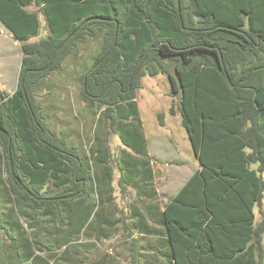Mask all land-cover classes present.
<instances>
[{"label":"trees","instance_id":"trees-1","mask_svg":"<svg viewBox=\"0 0 264 264\" xmlns=\"http://www.w3.org/2000/svg\"><path fill=\"white\" fill-rule=\"evenodd\" d=\"M40 14L48 35L29 42ZM0 21L23 54L17 89L0 90V264H71L101 186L113 190L99 135L73 144L39 98L69 58L98 130L136 154L119 158L122 177L148 179L129 185L153 180L142 79L165 75L177 98L170 113L200 169L166 204L161 249L150 250L166 248L169 264H264V0H0Z\"/></svg>","mask_w":264,"mask_h":264},{"label":"crops","instance_id":"crops-1","mask_svg":"<svg viewBox=\"0 0 264 264\" xmlns=\"http://www.w3.org/2000/svg\"><path fill=\"white\" fill-rule=\"evenodd\" d=\"M0 25V29H2L1 33L3 31L5 37L8 39L7 41L10 43L12 42V59H14L12 70L3 74L1 80L4 82V91L13 93L17 89L19 81L23 56L22 44L14 39L11 32L1 21ZM158 76L152 78L154 79ZM6 87L12 88V90L6 89ZM151 94L156 100L153 93ZM136 101L139 105L147 152L151 160L153 171V180L152 182L150 181L147 186L141 185L138 187L129 185L130 183L128 184L125 182V180L128 182L136 178L137 180L135 179V181L141 183L146 182L148 179L144 177L132 178L131 176H127L124 180L117 167V162L121 157L126 159L129 155L136 156V154L123 145L119 135L115 133L109 134L105 127H100L98 130L96 126L97 116L95 117V114L90 112L85 102L82 101L87 110V115L92 118H90L91 121L88 128L86 130H84L83 127L80 128V126L73 129L65 127L59 128V132H63L73 144L78 146L88 143L89 139L94 140L97 133L101 140V143L97 144L100 145L102 149L103 146L108 149L110 156L108 165L112 168L113 175L111 182L113 190L110 189L109 185L106 187L101 186V204L98 205V196L96 195L97 206L89 220L86 233L81 234L80 238L74 240L72 244L74 251L72 252L71 264H117L118 262H128V258L132 260L131 262L133 264V256L136 257L137 264H169V261L162 255L166 253V248H164L165 252L161 253L159 251L158 253L151 251L150 247L161 249L160 245L164 237L158 232L164 230L162 213L165 210L166 204L178 194L191 176L200 169V164L194 154L190 140L189 146L185 143L183 145L176 136L177 134H174V132H177V128L168 123L167 117L164 119V125H161L158 121L155 123L156 128L154 130V135L156 134V136L149 141L150 139L142 113V103H140L137 97ZM157 110L158 109H156V113H154V117L157 114ZM171 117L179 119L180 114H171ZM49 120L52 126H54L52 120L50 118ZM91 123L92 125L90 126ZM111 135H114V140L118 141V154H114V150L110 148ZM84 138H86L85 141ZM106 139L107 142H104L103 140ZM89 144L92 145L91 142ZM181 144L182 147L186 149H180L178 146ZM161 148L165 151L166 148H170V150L166 151L167 154H163ZM176 150L178 152L187 150L188 155L183 156L184 158H179L177 156V158L174 159ZM177 159L183 160L177 162ZM188 165L191 166L189 170ZM151 230L153 232H150ZM7 242L9 243V241ZM8 245H6V247ZM112 246L116 247L117 251L113 250L112 252H108V249H102V247L107 248ZM81 247L84 248L81 249ZM84 249L86 253H89L90 258H88V260H85L83 257ZM64 264H68V262H64Z\"/></svg>","mask_w":264,"mask_h":264},{"label":"rangeland","instance_id":"rangeland-1","mask_svg":"<svg viewBox=\"0 0 264 264\" xmlns=\"http://www.w3.org/2000/svg\"><path fill=\"white\" fill-rule=\"evenodd\" d=\"M29 11L34 12L35 8L30 7ZM41 29L40 33L37 37L32 38L29 42H37L42 40L43 38L47 37L48 35V29L46 25V21L44 19V16L42 14L39 15ZM1 28V25H0ZM0 29V90H4L3 81L1 80V76L8 72L9 70H12L14 65V59H12V42H8L7 38L4 35V32L1 33ZM96 50V45L94 44L91 46L89 50L90 52H94ZM88 57V55H87ZM86 54L82 55L81 58H87ZM74 59L69 58L66 61V66L64 72H54L51 75H49L45 79V84L43 85V90L39 96L41 102L43 103V108L45 109V113L48 114L49 118L52 120L53 128L59 132V128H77L78 126L83 127L84 130H86L90 123V116L87 115V110L84 107V104L81 101L80 98V89L82 87V83L79 78H77V69L78 66L74 64ZM82 60V59H81ZM75 73V74H74ZM142 86L143 88L138 90L136 93L137 99L142 103V113L143 118L145 121L149 141L151 139H154L156 134L154 135V130L156 128L155 123L157 121L160 123L158 119L159 114L164 115L168 118V123L170 125H173L177 128V132H174V134H177L176 136L181 141V143L184 145L187 144L189 146V139L187 137V132L185 128L182 126L181 123V117L179 119L175 117H171L170 114V108L174 105V108L177 105V98H173L170 95V84L165 75L160 74L157 78L152 77H144L142 79ZM6 89L12 90V88L6 87ZM156 98V100L152 97V94ZM145 98V99H144ZM157 110V114L154 117V113ZM92 119V118H91ZM161 124V123H160ZM92 123L90 124V126ZM153 132V133H152ZM156 132V131H155ZM152 136H151V134ZM170 135V133H169ZM186 138V142H185ZM86 138H84V141ZM163 140V139H160ZM110 144L112 150H114V154H118V141L114 140V135L110 136ZM182 144L178 147H182ZM170 147V146H169ZM171 148V147H170ZM170 148H166V151H169ZM163 154H167V152L163 149ZM186 149V148H185ZM165 151V152H164ZM175 158L177 156L179 158H184L183 156L188 155L187 150L177 151L175 153ZM183 159H177V162H180ZM192 162V161H190ZM191 168V166L188 165V170ZM187 170V169H186ZM263 212H264V202H263ZM257 213V222L261 220L260 213L258 209H256ZM2 240L0 242V255H2V250L4 251V247L8 245L9 243L6 240H3V237L1 236ZM85 242V241H83ZM84 247H81V249ZM102 249H108V252L117 251V248L107 247ZM120 249V248H119ZM69 253L70 256H72V252L74 251V248L71 246L69 247ZM83 257L85 260H88L89 253H86L84 249ZM132 260L128 258V262H118L117 264H132Z\"/></svg>","mask_w":264,"mask_h":264}]
</instances>
